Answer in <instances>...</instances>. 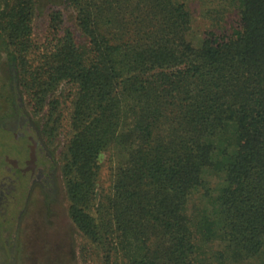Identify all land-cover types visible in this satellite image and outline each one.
Segmentation results:
<instances>
[{
	"label": "trees",
	"instance_id": "1",
	"mask_svg": "<svg viewBox=\"0 0 264 264\" xmlns=\"http://www.w3.org/2000/svg\"><path fill=\"white\" fill-rule=\"evenodd\" d=\"M63 1L73 25L51 8L39 40L38 0H0V48L47 145L65 136L56 161L82 255L264 264V0H218L198 46L185 0ZM111 145L126 158L98 192ZM200 188L207 205H190Z\"/></svg>",
	"mask_w": 264,
	"mask_h": 264
},
{
	"label": "rangeland",
	"instance_id": "2",
	"mask_svg": "<svg viewBox=\"0 0 264 264\" xmlns=\"http://www.w3.org/2000/svg\"><path fill=\"white\" fill-rule=\"evenodd\" d=\"M185 1L192 13L187 38L198 46L206 31L220 25L217 10L224 6L218 0ZM51 8L60 9L66 24L73 25V11L63 0H38L34 31L39 40L47 32ZM41 124V116L32 115L21 98L6 51L0 48V264H100L95 254L82 255V237L68 213L56 161L65 136L58 138L57 149L53 146L44 150L50 163L33 145L46 146ZM125 158V149L117 145L103 152L98 192L110 191L114 174ZM207 179L214 193L218 178ZM202 191L200 188L194 193L190 205L193 201L207 205Z\"/></svg>",
	"mask_w": 264,
	"mask_h": 264
},
{
	"label": "flooded vegetation",
	"instance_id": "3",
	"mask_svg": "<svg viewBox=\"0 0 264 264\" xmlns=\"http://www.w3.org/2000/svg\"><path fill=\"white\" fill-rule=\"evenodd\" d=\"M23 123V122H22ZM28 126H30L28 129H30L31 128V124H28ZM33 143H34V141H33ZM37 149L39 148V150H41V152L43 153V156H44V158H46L47 159V161H48V157H47V155H46V153L44 152V150L45 151H47V148L49 147L48 145H47V142L45 143V148H40L37 144H36V142H35V144H33ZM47 161H45V162H47ZM48 162H50V161H48ZM51 163V162H50ZM4 189H6L5 188V186H4ZM4 189H3V191H4ZM4 193V192H3Z\"/></svg>",
	"mask_w": 264,
	"mask_h": 264
}]
</instances>
